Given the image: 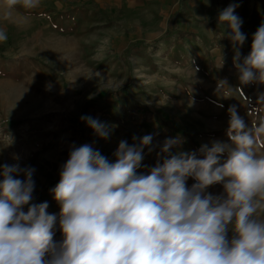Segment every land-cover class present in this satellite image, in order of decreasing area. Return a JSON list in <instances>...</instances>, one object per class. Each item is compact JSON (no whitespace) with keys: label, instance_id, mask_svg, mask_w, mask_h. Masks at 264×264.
Wrapping results in <instances>:
<instances>
[{"label":"rangeland","instance_id":"1","mask_svg":"<svg viewBox=\"0 0 264 264\" xmlns=\"http://www.w3.org/2000/svg\"><path fill=\"white\" fill-rule=\"evenodd\" d=\"M223 6V0H40L31 11L18 6L11 19L0 13V29L7 33L0 42V164L34 167L35 202L47 201L48 212L58 213L49 190L73 142L96 140L95 147L112 159L121 140L131 144L133 136L150 134L145 130L154 121L170 124L172 136L190 124L215 137L208 140L224 142L230 106L249 126L258 123L264 102L257 94L264 85H240L236 69H230L234 55L203 47L224 31L217 24ZM244 8L235 9L242 20ZM260 9L264 0H251L253 14L242 30L256 31ZM165 44L167 51L157 56ZM221 55L223 69L217 68ZM203 75L228 85L202 86ZM160 94H172V102L161 103L169 104L172 121L175 115L181 119L177 125L154 108ZM82 115L115 125L111 138L95 137ZM155 162L154 152L140 171Z\"/></svg>","mask_w":264,"mask_h":264},{"label":"clouds","instance_id":"2","mask_svg":"<svg viewBox=\"0 0 264 264\" xmlns=\"http://www.w3.org/2000/svg\"><path fill=\"white\" fill-rule=\"evenodd\" d=\"M18 6L31 11L40 0H0V13L11 19ZM236 7L217 24L232 43L240 85H264V22L242 56L248 37ZM227 112V142L196 150H184L180 135L154 143L157 134H146L121 140L110 159L96 140L73 142L49 190L58 213L35 202L34 167L0 164V264H264V117L249 126L235 106ZM80 119L104 141L116 127ZM154 152V166L141 172ZM215 185L222 191L211 192Z\"/></svg>","mask_w":264,"mask_h":264},{"label":"crops","instance_id":"3","mask_svg":"<svg viewBox=\"0 0 264 264\" xmlns=\"http://www.w3.org/2000/svg\"><path fill=\"white\" fill-rule=\"evenodd\" d=\"M208 2H211V0H208ZM223 4H224V6L221 8L222 10L227 8L230 4H237V5H240L241 7L244 6L245 8L243 9V11H247V15L244 17V19L242 21H243V23H245V21H246L245 24H249V20L251 19V16L253 14L252 11L250 13H248L249 9L251 7V0H223ZM222 10H220L218 13H220ZM256 20L258 22L264 21V9L258 10V13L256 14ZM242 25H244V24H242ZM241 31L244 32L245 34H247L248 39L245 42V44L242 46L240 51H241V54L244 53L247 55L248 52L250 51V46H251V42H252L251 37H252V34L255 32V30L251 27H248L244 30L241 29ZM211 36L213 37V39H214L213 41H215V42L213 43V45H211V44L208 45L205 43L203 45V47L206 51L207 50H213V51H216L218 53H232L234 55L232 43L229 39L224 38V31L220 34V37L217 36V39H215L216 36L214 34H212ZM206 47H208V48H206ZM200 50H202V48H200ZM217 68H219V65L217 66ZM223 68H224V64H223V67L221 69H223ZM230 69L233 70L234 67L231 66ZM201 72H202V70H201ZM231 74L235 75V72H232ZM205 77L203 75L202 78L200 79V84L202 86L205 84H207V85H210V84L219 85V83H220L218 81V76L206 77L207 79H210L209 81ZM155 98H157V99H155ZM155 98L153 99V101L154 102L158 101V104H155L154 108H158L160 114H162L163 116H168L169 118H167V119L169 121H171V124L175 123V125H177L176 123L181 121V119L179 117H176L177 115H175V116H173V121H174L173 122L172 121V113L168 112L169 104L168 103H161V101H163V99H166V100L172 102V94H169V95L168 94H164V95L160 94L158 96H155ZM173 105H176L175 108L176 107H179V108L183 107L182 102H174ZM202 106L203 105L196 106L197 110L203 111ZM186 112H188V111H185L184 113H186ZM190 120L192 121V119H190ZM189 127H190V124L185 125L184 128H176L175 136L180 135L186 141L183 145L184 150H196L202 144L209 143L211 141V140H208L207 138H215L211 133L207 132V130H204V128H189ZM172 130H175V129H172L170 124L167 125V122L159 123V122L154 121L152 128H146L145 131H150V134H157L154 137L155 140H162L166 137H174V136H172ZM193 139H195V141ZM196 139H198V142H196ZM193 141H194V143H193ZM196 143H199V144L197 145ZM192 182L193 181L189 180V182H188L189 185ZM209 190L213 193H217L216 191H222V186L221 185H215V186L211 187Z\"/></svg>","mask_w":264,"mask_h":264},{"label":"bare ground","instance_id":"4","mask_svg":"<svg viewBox=\"0 0 264 264\" xmlns=\"http://www.w3.org/2000/svg\"><path fill=\"white\" fill-rule=\"evenodd\" d=\"M167 51V45L165 44V45H162L159 49H158V51H157V56H159V55H164L165 54V52ZM22 95V94H21ZM217 193H219V192H221V191H216Z\"/></svg>","mask_w":264,"mask_h":264}]
</instances>
